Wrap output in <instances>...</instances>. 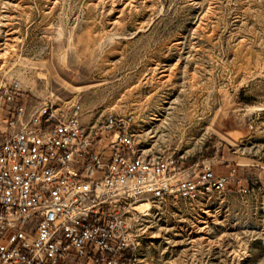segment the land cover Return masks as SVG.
Segmentation results:
<instances>
[{"label": "rangeland", "instance_id": "obj_1", "mask_svg": "<svg viewBox=\"0 0 264 264\" xmlns=\"http://www.w3.org/2000/svg\"><path fill=\"white\" fill-rule=\"evenodd\" d=\"M0 70L27 105L126 118L185 174L235 171L150 203L139 264H264V0H0Z\"/></svg>", "mask_w": 264, "mask_h": 264}, {"label": "built area", "instance_id": "obj_2", "mask_svg": "<svg viewBox=\"0 0 264 264\" xmlns=\"http://www.w3.org/2000/svg\"><path fill=\"white\" fill-rule=\"evenodd\" d=\"M81 117L76 102L27 105L20 81L0 70V264H139L140 203L239 183L234 170L190 176L149 156L124 117Z\"/></svg>", "mask_w": 264, "mask_h": 264}, {"label": "bare ground", "instance_id": "obj_3", "mask_svg": "<svg viewBox=\"0 0 264 264\" xmlns=\"http://www.w3.org/2000/svg\"><path fill=\"white\" fill-rule=\"evenodd\" d=\"M151 204L149 202H142L137 206V209L144 214H148Z\"/></svg>", "mask_w": 264, "mask_h": 264}]
</instances>
